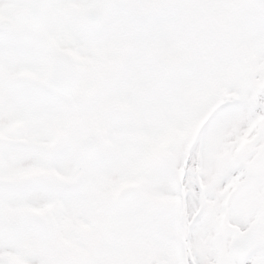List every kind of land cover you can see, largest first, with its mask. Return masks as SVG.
I'll return each instance as SVG.
<instances>
[{
  "label": "snow or ice",
  "instance_id": "snow-or-ice-1",
  "mask_svg": "<svg viewBox=\"0 0 264 264\" xmlns=\"http://www.w3.org/2000/svg\"><path fill=\"white\" fill-rule=\"evenodd\" d=\"M0 264H264V0H0Z\"/></svg>",
  "mask_w": 264,
  "mask_h": 264
}]
</instances>
